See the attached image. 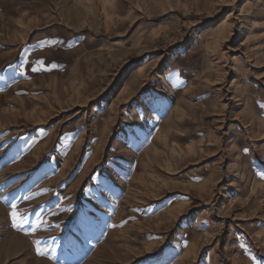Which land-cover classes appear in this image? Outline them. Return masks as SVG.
Returning <instances> with one entry per match:
<instances>
[{
  "label": "rangeland",
  "instance_id": "1",
  "mask_svg": "<svg viewBox=\"0 0 264 264\" xmlns=\"http://www.w3.org/2000/svg\"><path fill=\"white\" fill-rule=\"evenodd\" d=\"M0 264H264V0H0Z\"/></svg>",
  "mask_w": 264,
  "mask_h": 264
},
{
  "label": "snow or ice",
  "instance_id": "2",
  "mask_svg": "<svg viewBox=\"0 0 264 264\" xmlns=\"http://www.w3.org/2000/svg\"><path fill=\"white\" fill-rule=\"evenodd\" d=\"M12 217H13V220L15 221V219H16V213L15 212L12 213ZM37 251H39V249H37ZM40 254L43 255L42 252Z\"/></svg>",
  "mask_w": 264,
  "mask_h": 264
}]
</instances>
